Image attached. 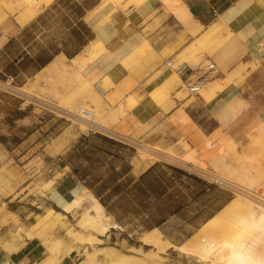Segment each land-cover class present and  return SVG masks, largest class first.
Instances as JSON below:
<instances>
[{"label":"crops","instance_id":"0c3cea01","mask_svg":"<svg viewBox=\"0 0 264 264\" xmlns=\"http://www.w3.org/2000/svg\"><path fill=\"white\" fill-rule=\"evenodd\" d=\"M51 1H53L51 6L45 8L35 22L45 17L59 1L67 0ZM75 1L79 6L80 14H76V20L72 21L70 29L76 26V23L81 22L86 33L80 27L77 29L84 36L85 42L71 55L65 50L47 49L43 52L51 53L52 59L60 53L71 59L80 54L89 41L100 39L105 44V49L83 69V75L93 86H97L101 92L109 93L112 86H118L122 92H125L133 84L143 87L146 83L133 113L128 114L125 119L127 123L123 125V127H130L134 137L148 143L147 145H159L163 148L175 147V151L188 159L199 160L211 167L216 166L223 173L257 182L264 188V143L261 145L264 141V132L258 129L264 124V0H181L202 27H209L218 20L226 24L244 48L243 64L251 63L257 66V84L253 85L255 88L252 91L255 94L253 98L249 95L251 91H244L239 85L232 83L223 91L217 92L215 98L209 102L200 96L193 101L191 98H185L179 103L176 102V105L169 110L164 107L166 101L160 105L156 104L151 93L171 79V74L167 71L157 76L165 61L172 62L171 56H165L163 52L185 49L194 39L191 32L179 23L160 0H149L138 8L131 7L128 13L121 9L115 10V6L107 7L95 13L91 23L85 21L84 17L102 4V0ZM201 34L202 29L197 36ZM14 39L12 35L0 39V54H5L9 60L4 69L12 65L16 73L32 70V75L36 76L47 64L39 69L36 68L38 55L37 58L29 57L32 58L30 60L32 65H27L28 52L18 54L19 57L12 56L13 54L8 50ZM145 43H150L153 55L139 60L136 64L126 63L135 50ZM250 69L249 66L247 71ZM131 70L137 73L131 74ZM179 77L183 80L180 75ZM149 80L152 81L147 83ZM102 85H108L111 88L105 90ZM168 95L172 98L176 96L170 91ZM244 101L256 102V104L252 103L251 113L248 115L245 114L246 110L242 109ZM198 107L203 111L200 113L196 111L195 108ZM248 126L253 127L254 130ZM100 134L80 135L76 140L68 143L61 154L57 155L58 165L52 169L49 178L59 179L54 189L55 194L70 199L75 192L88 189L99 201L101 198L108 197L117 199L128 193L129 197L134 199L136 189L140 187L145 192L143 196L155 201L157 205L169 197L177 198L180 195V191L175 190L174 185H168V178H161L158 175L152 177V173L160 166L159 163L139 161L137 156L130 152L132 147L111 141L102 133ZM105 137L106 141L103 140ZM181 140H185L189 150L178 146ZM252 140L257 145H253ZM198 149L199 152H197ZM259 150L261 158L253 160V153ZM73 154L77 157V163L88 170L75 167L74 159L70 158ZM243 155L247 160L237 162L236 158ZM177 168L178 166L176 169L171 167L179 176L180 174L185 175L182 171L185 169ZM97 169L102 171L94 173ZM170 178L174 180V177ZM194 179L195 186H197V191L193 192V199L197 201L194 215L208 209L210 219L217 215H227L230 219H234L235 214L243 212V204L234 199L230 193L219 187L208 185L196 176ZM179 180L182 179L179 178ZM155 181L159 185L156 193L151 190L150 184ZM92 182L95 184L91 185ZM175 183L178 186V182ZM96 186L98 189H95ZM95 190L99 196L95 194ZM54 193L50 192L43 198L44 205L57 207L53 198ZM191 200L185 204H180L178 201L179 206L159 225L152 226L149 230L154 227L160 228L163 235L173 244L180 243L184 238L195 236L199 230L204 228L207 218L193 225L190 224L192 222L188 224L191 217L186 220L179 218L180 213L189 207L187 204ZM105 208L110 215L116 214V211L110 212L107 209L108 204ZM114 215L112 216L114 221L121 226V222ZM17 218L20 221L18 212ZM183 224L187 226V229H183ZM7 226L10 228L0 232V237H2V242L9 247L8 234L10 229L15 228L16 225L12 222L1 227ZM43 253L41 243L36 240L26 239L23 247L15 245L8 248V251L0 244V264H34L43 259ZM72 260L70 256H66L62 264H69Z\"/></svg>","mask_w":264,"mask_h":264},{"label":"rangeland","instance_id":"374dc122","mask_svg":"<svg viewBox=\"0 0 264 264\" xmlns=\"http://www.w3.org/2000/svg\"><path fill=\"white\" fill-rule=\"evenodd\" d=\"M52 2L53 1H51V3ZM51 3L45 8H49ZM133 3V1H126L125 6L129 8ZM78 7L77 1L75 0L59 1L52 7V10L47 12L45 17L38 20V22H35V19L45 10L44 8L25 26L18 23L16 13L9 12L6 20L0 22V32L2 33L0 39H5L8 35L15 37L13 43L9 45L10 48L8 51L13 54L12 56L18 57L28 52V57L26 58L27 65H32V63H30L32 58L29 57L37 58L38 55L41 56L43 51L47 49L51 51L65 50L71 55L73 52L79 50L80 46L85 42L84 36H82L77 29V27H80L85 32L84 26L81 22L76 23V26L70 29L72 21L75 22L76 20V14H80ZM116 8L119 9L115 6V10H117ZM209 27H202V33L206 32ZM20 32L21 34H19ZM191 35L193 34L191 33ZM197 35H193V41L185 49L173 52L170 50L163 52L165 56H171L172 65L170 67L167 66L166 62L168 60L165 61L160 67L161 69L157 76L166 71L169 73L171 72L172 81L171 86L167 91L163 92L161 90L162 86H160L151 93V97L155 103L160 105L166 101L164 107L169 110L176 105V102L179 103L185 98H191V101H193L197 96L203 97L199 92L197 94H190L187 84L184 83V80H181L179 75H177L175 69L184 64L190 67H203L210 63H215L218 69V74L216 75L217 78H224L228 73L231 72L233 74L238 71L240 76H235L234 83L239 85L244 91H251L249 95L250 98H253L255 94L252 91L255 89L253 85L257 84L256 76L258 68L256 65L248 63L243 70L240 69V65L243 64L244 61L243 56L245 51L236 36L228 28L222 27L217 31L218 38L215 39V45H207L206 47H203L202 43L200 44L203 36ZM34 39L35 41L32 42ZM31 42L32 44H30ZM197 46H199V48ZM193 50L195 52H193ZM190 51L192 55L197 54L198 56L200 54L199 57L196 56L195 58L191 54L189 55L188 53ZM49 55H51V53L48 52L46 55H42V57L45 58ZM96 56H98L96 53L88 55L87 64L94 61ZM183 56L186 57L184 58ZM148 57L149 55L140 57L137 61H134V64L139 60L147 59ZM8 61L9 60L6 58L5 54H0V217L6 213L7 209L15 210L18 212L20 221L11 216H7V219L3 222L0 219V232H4V230L10 228L9 226L1 227L3 225H8L12 222L16 225L15 228L10 229L8 234L10 242L9 247L2 242V237H0V244H2L7 251L8 248L10 249V247H14L15 245L23 247L25 240L29 238L24 230L33 227V224L37 221L38 213H46V207L48 205H44L43 198L47 196L49 191L42 185L49 180L52 174V169L58 165L57 155L61 154L65 146L76 140L80 135L92 133L101 135L100 133L104 131L102 129H98L99 131H82L80 126L71 121L66 113H63L58 109L55 110L56 108L54 109L47 103H42L39 99L40 97L48 99L61 106H73V109H75V105L84 102L90 108H95L97 111H100L99 117L101 118V122L108 128L140 142L141 144H148L140 141L137 137H134L131 134L130 127H123V125L127 123L125 119L128 117V114L133 113L137 100L141 97L140 95L144 91L146 83L143 87L133 84L129 86V89H126L127 91L125 92H122L120 87L113 86L109 93H102L99 91L100 96L97 97L94 92L96 89L99 90V88L88 83L86 78L80 75L77 76L68 62L67 71L52 75L51 77L47 76L46 69H42L36 76L32 75V70H29L28 72L18 71L16 76L11 79L8 78L11 72L9 73L4 69V66ZM249 66L252 67L250 71H247V67ZM134 73L137 72L131 70V74ZM151 81L152 80H149L147 83H150ZM180 86H183L184 89L182 93H178ZM108 87L110 86L103 85L105 90L111 88ZM18 89H20V91ZM169 91L173 92L176 96L174 98L170 97L168 95ZM56 92H59L60 95L56 96ZM164 94H167L166 98L164 97ZM28 95H31L30 97L32 99ZM216 95L217 93L212 99L215 98ZM33 98H38V100ZM252 103L256 104L255 101H244L242 109L244 108L246 110V115L251 113L250 108L252 107ZM109 106L115 108L118 113L116 118H114L116 121L110 118V113H107L111 109H109ZM118 106L121 108L123 107L122 110H119ZM195 109L199 113L203 111L200 107ZM113 120L116 123H114ZM119 121L121 122L119 123ZM248 128L254 130L251 126H248ZM109 140L114 141L112 139ZM263 143L264 141L261 145ZM252 144L257 145V143H254V140H252ZM178 146H182L184 150L190 149L185 143V140H181ZM106 147L109 146L106 145ZM147 147L152 148L154 151H151L150 153L142 151L140 148L137 150L130 148V152L135 154L139 161H148L154 164L159 163L160 166L152 173V177L154 178L158 175L161 178H168V185H174V189L179 190L180 195L177 198L169 197V199L163 201L160 205H157L155 201L145 198L139 189H136V198L134 199L133 197L132 199L129 197V193L127 195L123 194L117 199H114L113 197L105 198L107 200L108 210L110 212L116 211V214H112H115L114 216L118 217L121 222V226L118 225L109 233L110 238L108 242L110 244L116 243L117 247H119L122 242L139 246L141 244L139 242L140 237L149 230L150 227L159 225L164 218H167L176 207L179 206L178 201H180V204H185L192 199L191 202L187 204L189 207L185 208L184 212L180 213L179 218H181V220H186V218L191 217L188 224L189 222H192L190 223L192 225L205 218H207L205 225L212 221L208 209L203 213L194 215L197 205L195 202L197 203V201H194L193 199V192L195 193L197 191V186H195L194 182L195 176L186 171V169L193 166L211 169V171H214L218 175L247 187L259 190L264 194V188L257 182L247 179L246 181H243L238 176L221 172L216 166L211 167L204 162L188 158L186 159L184 155L175 151V147L163 148L159 145L150 144L147 145ZM156 150L159 151L157 152ZM162 152L166 154H163ZM146 153H148V155ZM261 156L260 150L255 151L253 153V160H257L258 158H261ZM70 158L74 159L73 164L75 167H78L81 170L84 168L80 163H77L78 160L74 154L71 155ZM243 160H247L244 155L236 158V161L239 163ZM164 161L175 163V165L168 164ZM167 165H169V167H167ZM177 166L178 168L181 167L185 169L182 170L185 172V175L180 174L179 176L177 172L171 169V167L176 169ZM97 170L94 173H100L102 171L101 169ZM171 176L174 177L175 182H178L179 187L176 186L174 180L170 178ZM179 178L182 180H179ZM92 184L94 185L95 183L92 182L91 185ZM151 184L158 191V183L155 181ZM95 189H98L97 186ZM232 197L237 201H240L243 204L242 206L246 207L245 204L248 206L249 201H246L248 202L246 203L244 202V199L238 196ZM53 209L62 212V210L57 207ZM244 210L245 209L242 211ZM112 214L111 216H113ZM79 217L80 213L66 215V218L59 224V226L63 224V227H45L38 233L34 234L33 237L29 238V240L39 241L44 252L49 255L55 254V256L58 257L64 255L63 258L70 256L73 260L69 264L82 261L84 257L78 256V253L76 252H72L70 255L67 254V251L70 248L69 246H71V250H73L77 247L76 244L71 243L67 239L64 240L63 238L58 237L60 234L63 235L66 233L65 229L67 226H74ZM213 219L214 220L211 223L199 230L195 236L188 240L184 238L180 243H170V245H167L166 255L164 256L170 258L172 261H177L180 258L178 248L181 245H185L190 249L195 250L194 241L200 242L206 240L209 236H213V238L217 240L215 242H219L226 238L231 240L235 238V236H232L233 234L236 233L237 235L239 234L238 230H243L242 225L236 224L234 219H230L227 215H217ZM18 225L24 230L17 231L16 233ZM182 227L183 229H187L185 224H183ZM82 246L83 245H81L80 249ZM148 249L149 247L146 248V250ZM190 253L194 254L192 251ZM43 254L42 258L46 256V254ZM191 258H193V256H191ZM197 259L200 258L198 257ZM193 262L194 264H208L204 262L197 263L195 260ZM188 264H190V262H188Z\"/></svg>","mask_w":264,"mask_h":264},{"label":"bare ground","instance_id":"6f19581e","mask_svg":"<svg viewBox=\"0 0 264 264\" xmlns=\"http://www.w3.org/2000/svg\"><path fill=\"white\" fill-rule=\"evenodd\" d=\"M126 1H133L134 3L131 5V7L138 8L149 0H102V4H100L97 8L94 7L95 9L92 12L88 13L86 17H84L85 21L91 23L93 21L92 17L95 13L104 8L106 9L107 7L112 8V6H116L122 11L128 13L130 12L129 10L131 9V7L127 8L125 6ZM160 1L167 6L170 12H172L173 15L178 19L179 23L184 25L188 29V31H191L193 35H197L198 33H200L202 29L201 24H199V22L195 18H193L190 10L186 5L183 4L181 0ZM50 3L51 0H39V2L38 0H0V22L4 21L8 17L10 12L16 13V19L18 23L22 26H25ZM216 24L218 27L216 26ZM222 27L228 28L226 24H224V22L221 20H218L217 22L211 24L209 29L201 34L203 38L202 42L200 41V44L202 43L203 47H206L207 45H215V39L218 38L217 31ZM149 44L145 43L140 48L135 50V52L126 60V62L129 64L130 62L134 63V61H137L140 57L151 55L152 48ZM197 47L199 48V46ZM104 49L105 44L100 39H94L89 41L84 46V51H82L76 57L69 59L65 54L60 53L59 55H56L53 59H51L43 69H46L47 76L51 77L52 75H57L59 73H64L65 71H67L68 62L77 76L80 75L86 78L83 75V69L87 65V56L93 55V53L99 55ZM194 50L193 52H195ZM188 54L192 55L191 51ZM199 55L197 56L196 54L192 56L196 58V56L199 57ZM246 64L248 63L241 64L240 69L243 70ZM237 75H239L238 71L233 74L230 72L224 78H217L215 76L199 90V93L204 97L206 102L211 101L212 97L217 92H220L224 88L234 83L235 76ZM86 80L88 81V83L92 84L88 79ZM171 81L172 80L169 79L163 83L161 87V90L163 92L167 91V89L171 86ZM155 86L157 87V85ZM18 90L20 91V89ZM183 90V86H180L178 93H182ZM94 94L97 95V97L100 96L99 90L96 89ZM57 95H60L59 92H56V96ZM164 95V97L166 98L167 94ZM38 98L33 99L38 100ZM39 99L42 103H47L54 109L56 108L55 110L58 109L59 111L66 113V115L69 116V119L77 123L80 126V129L84 132L90 130L97 131L98 129L104 130V128H108L104 123L101 122V118L99 117L100 111H97L95 108H90L84 102L75 105L76 107L75 109H73V106H61L59 104L53 103L48 99H44L41 97ZM110 108L111 107L109 106V109ZM122 108L119 107V110H122ZM107 113H110L109 115L111 119L116 118L118 114L115 108H111ZM115 121L114 123H116ZM258 129L264 132V124ZM140 149H142V151L151 153V151H147L144 148ZM197 152H199V149ZM162 153L166 154L164 152ZM146 154L148 155V153ZM203 169L206 170L207 168ZM239 178H241V180L243 181H246V179L243 177ZM58 182L59 179L57 177H54L46 181L42 186H44L49 191V193H54V189ZM53 198L55 200L56 206L60 208L62 212H58L48 205L46 207V213L37 214V221L33 224L32 228L24 230L20 225H18L16 228V233L17 231L19 232L20 230H24L26 235L31 238L34 234L38 233L45 227L54 228L56 226H59L60 222L66 218V215L80 213V217L76 224L74 226H67L65 229L66 233L63 235L60 234L58 236L59 238H63L64 240L67 239L71 243L76 244L77 247L73 250H71V246H69L70 248L68 249L67 254L70 255L72 252H76L78 253V256L84 257L82 261L75 263L73 262L74 264H188V262H190V264H194V260L197 263L204 262L208 264H264V207L254 200H251V202L249 203L244 201L248 203V206L245 204V206L248 208L243 206L245 210L234 215V222L238 225L243 226V230H238L239 234L236 235L235 233L232 235L235 236L234 239L228 240L226 238L219 242H215L217 240L213 238V236H209L206 240L200 242L194 241L193 243H195V250H192L185 245H181L178 248V251L180 252L179 260L172 261L170 260V258L164 256L166 255L167 245H170V242L158 227H154L146 231L139 239V242L141 243L139 246H134L132 244H127L124 242L120 243L119 247L116 246V243L110 244L108 242L110 238L109 233L112 229L118 226V223L114 221L113 217L106 211L104 205L99 201L97 197H95V195L90 190L85 189L79 192H75L70 199L62 198L54 193ZM261 198L264 199V197L262 196ZM7 216L15 217L16 220H18L17 212L15 210L7 209L6 213H4V215H2L1 217L2 222L7 219ZM213 220L214 219H212V221ZM212 221H210L209 223H211ZM208 224H206L204 227H206ZM59 227H63V224ZM81 245L83 246L80 249ZM145 247H149V249L146 250ZM191 251L194 254H191ZM44 254H46V256L42 259V261L34 264H62L64 255L62 257H58L55 256V254L49 255L46 252H44ZM191 256H193V258H191ZM198 257L200 259H197Z\"/></svg>","mask_w":264,"mask_h":264},{"label":"built area","instance_id":"2783aa9c","mask_svg":"<svg viewBox=\"0 0 264 264\" xmlns=\"http://www.w3.org/2000/svg\"><path fill=\"white\" fill-rule=\"evenodd\" d=\"M171 65V62H167V66L170 67ZM175 71L182 77L184 83L187 84L190 94H197L209 80H211L218 74V69L215 63H210L209 65L203 67H190L186 65H180L175 69ZM8 78L13 79L12 76H8ZM101 133L107 138L122 143L128 147H132L135 150H137L138 148H144L147 151H152V149L147 147V145L141 144L140 142H137L121 133H118L113 129L104 128V131ZM164 162L175 165V163L172 162ZM186 171L189 174H193L208 185L219 187L220 189L229 192L232 196H238L245 201L251 202V200H254L264 207V199L261 198V196L264 197V194L259 190L226 179L225 177L215 174L211 171V169L205 170L203 168L193 166L186 169Z\"/></svg>","mask_w":264,"mask_h":264},{"label":"trees","instance_id":"16d2710c","mask_svg":"<svg viewBox=\"0 0 264 264\" xmlns=\"http://www.w3.org/2000/svg\"><path fill=\"white\" fill-rule=\"evenodd\" d=\"M46 55V53L45 52H43L42 54H41V56H39L38 57V59H37V63H38V66L36 67V68H40V67H43V66H45L51 59H52V55H49V56H46L45 58H43L42 57V55ZM6 71L7 72H11L10 74H9V76H12L13 78L16 76V70H15V68L12 66V65H9L7 68H6ZM103 140H107L106 138H103ZM153 169H154V167H153ZM151 184V183H150ZM139 189V191L141 192V194H143V195H145V192H144V190L142 189V188H138ZM151 190L153 191V192H155L156 193V191H157V189H155L154 187H153V185L151 184ZM95 194H97V196H99L98 195V192H97V190H95ZM100 202L104 205V207H106L107 206V201H106V199H103V198H101L100 199ZM106 209V208H105ZM108 209V208H107ZM107 211V210H106ZM116 219L118 220V221H120L119 219H118V217H116Z\"/></svg>","mask_w":264,"mask_h":264}]
</instances>
